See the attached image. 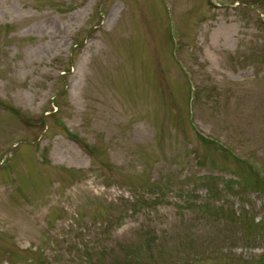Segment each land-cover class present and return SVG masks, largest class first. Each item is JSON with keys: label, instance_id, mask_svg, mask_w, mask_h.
<instances>
[{"label": "rangeland", "instance_id": "obj_1", "mask_svg": "<svg viewBox=\"0 0 264 264\" xmlns=\"http://www.w3.org/2000/svg\"><path fill=\"white\" fill-rule=\"evenodd\" d=\"M0 264H264V0H0Z\"/></svg>", "mask_w": 264, "mask_h": 264}]
</instances>
